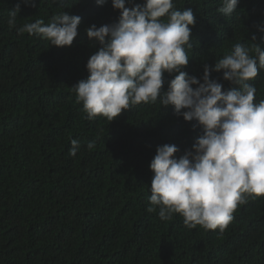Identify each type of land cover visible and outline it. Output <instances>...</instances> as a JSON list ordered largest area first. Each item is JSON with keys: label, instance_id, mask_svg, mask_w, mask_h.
<instances>
[{"label": "trees", "instance_id": "1", "mask_svg": "<svg viewBox=\"0 0 264 264\" xmlns=\"http://www.w3.org/2000/svg\"><path fill=\"white\" fill-rule=\"evenodd\" d=\"M18 3L10 27L9 12ZM34 3L0 0V264H264V196L238 206L222 234L189 229L179 214L162 221L158 209L146 210L157 147L176 145L182 155L202 134L197 121H185L159 99L131 106L111 122L89 120L77 102L72 86L88 78V59L101 47L86 29L118 22L111 0L103 6L96 0ZM173 3L196 18L182 70L197 78L235 44L253 48L264 37L258 30L264 0H239L230 16L218 11L223 0ZM63 11L81 17L70 47L18 32ZM164 78L162 90L174 74ZM211 78L222 90L237 87L222 71ZM249 83L254 103L264 100V69ZM72 140L79 144L75 156Z\"/></svg>", "mask_w": 264, "mask_h": 264}, {"label": "clouds", "instance_id": "2", "mask_svg": "<svg viewBox=\"0 0 264 264\" xmlns=\"http://www.w3.org/2000/svg\"><path fill=\"white\" fill-rule=\"evenodd\" d=\"M53 2L65 5V0ZM106 2L96 0L98 6ZM24 3L35 6L34 0ZM111 3L120 13L118 22L86 29L88 38L101 47L88 59V78L72 86L77 102H82L89 120L103 116L111 122L131 106L159 99L185 121H197L202 134L182 155H176V145L157 147L149 166L153 177L146 210L158 209L162 221L179 214L189 229L199 225L222 234L238 206L264 196V100L254 103L256 88L249 83L264 69V37L253 48L235 44L214 66L205 64L203 76L197 78L182 70L189 63L186 46L192 47L190 25L196 23L191 8L177 10L173 0ZM238 3L223 0L218 11L230 16ZM20 7L18 3L9 12L10 27ZM80 23V16L63 11L49 23L38 19L18 32L36 35L50 46L70 47ZM258 30L264 32V27ZM221 71L223 79L237 87L222 90L211 78L212 72ZM165 73L174 78L162 90ZM71 143L70 155L75 156L79 144ZM93 147L90 142L88 148Z\"/></svg>", "mask_w": 264, "mask_h": 264}]
</instances>
